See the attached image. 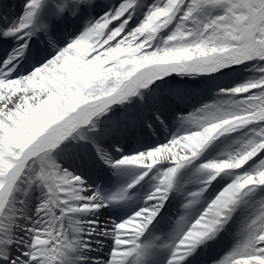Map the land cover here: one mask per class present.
Wrapping results in <instances>:
<instances>
[{"label":"snow or ice","instance_id":"snow-or-ice-1","mask_svg":"<svg viewBox=\"0 0 264 264\" xmlns=\"http://www.w3.org/2000/svg\"><path fill=\"white\" fill-rule=\"evenodd\" d=\"M0 264H264V0H0Z\"/></svg>","mask_w":264,"mask_h":264}]
</instances>
